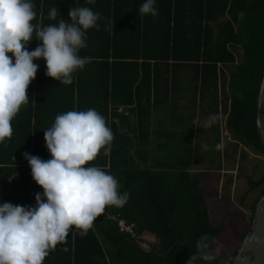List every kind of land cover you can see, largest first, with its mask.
I'll return each instance as SVG.
<instances>
[{"label": "trees", "instance_id": "1", "mask_svg": "<svg viewBox=\"0 0 264 264\" xmlns=\"http://www.w3.org/2000/svg\"><path fill=\"white\" fill-rule=\"evenodd\" d=\"M135 1H103L106 2L103 7L113 8L112 13L120 20L117 28L121 27L122 39L128 37L130 42L124 47L130 45L132 56L115 53L109 63L105 58L104 62L99 60L103 57L99 49L95 53L81 49V56L91 57V62L74 74L73 81L88 77L90 89L82 95L74 92L72 84L62 92L67 84L45 74L43 58L34 60L39 67L26 90L29 102L13 119L11 138L0 143V200L34 206L35 195L42 193L43 188L32 178L23 154L49 159L44 130L52 125L56 115L95 108L105 116L114 140L108 155L101 150L89 164L114 175L119 191H127L129 199L122 207L108 206L86 235H79V230L70 231L66 243L58 244L43 264H185L194 253L198 256L196 264H231L232 259L226 263L220 254L208 262L203 260L204 255H210L224 226L222 221L217 225L210 221L205 194L211 193L200 186L205 171L190 170L192 130L184 147L169 150L170 157L162 155L165 151L162 149L156 150L157 154L150 153L145 147L151 134L149 108L160 110L164 105L175 110L174 102H167L181 89L188 94L184 111L188 117H194L195 103L208 99L211 90L216 103L220 68L235 61L234 48L239 46L241 61L231 73L230 100L228 110L224 109L225 128L232 133L235 147L243 144L264 154L256 122L264 70V0H156L159 12L156 17L141 14L139 9L144 0ZM35 3L37 18L33 23L47 26L58 23L60 18L70 19L71 7L86 6L101 13L102 1L87 4L86 0H35ZM54 6L58 14L52 20L49 12ZM141 29L144 38L139 35ZM95 30L99 32V28ZM40 43L33 38L26 47L31 51ZM116 78L122 81L119 94L113 91ZM120 105L128 107V111H118ZM133 115L137 132L129 128ZM248 181L249 189L260 187L264 192V172L257 179L249 177ZM119 220L131 225V231L121 229ZM143 232L154 234L158 244L148 249L142 247L137 237ZM203 235L209 236L207 247L197 249Z\"/></svg>", "mask_w": 264, "mask_h": 264}, {"label": "clouds", "instance_id": "2", "mask_svg": "<svg viewBox=\"0 0 264 264\" xmlns=\"http://www.w3.org/2000/svg\"><path fill=\"white\" fill-rule=\"evenodd\" d=\"M86 3L94 4L95 0ZM155 5L156 0H144L139 11L156 17L159 12ZM57 14L54 6L49 18L55 20ZM68 15V20L60 18L56 24L43 26L33 23L37 18L35 0H0V143L11 138L12 121L29 102L26 90L39 67L35 59L43 58L45 74L67 85L91 62V57L79 53L87 47V31L100 27L102 14L82 6L71 7ZM33 38L41 43L29 51L26 46ZM220 118L218 113H210L202 127L210 128ZM44 140L49 159L23 154L32 178L43 188L35 195V205L0 200V264H43L58 244L66 243L70 231L86 235L108 206L122 207L129 199L127 191H119L114 175L89 164L101 150L108 155L114 140L105 116L98 110L57 114L44 130ZM202 147L207 151L209 146ZM223 148L222 141L215 144L216 150ZM208 239L203 235L197 249L206 248ZM197 258L194 253L185 264H196Z\"/></svg>", "mask_w": 264, "mask_h": 264}, {"label": "rangeland", "instance_id": "3", "mask_svg": "<svg viewBox=\"0 0 264 264\" xmlns=\"http://www.w3.org/2000/svg\"><path fill=\"white\" fill-rule=\"evenodd\" d=\"M235 61L226 67H221L216 85V103L212 99V90L206 100L199 99L195 103L194 117L189 116L187 127L179 139L192 135V162L191 171H205L200 179V186L211 194H205L210 221L217 225L223 222L224 229L215 240L210 255H204L203 260L208 262L213 256L220 254L226 263L234 259L233 250L239 249L244 237L252 227L255 205L263 192L260 187L249 189L248 178L257 179L264 172V154L252 151L250 148L238 144L232 133L225 128L230 93L232 87L231 73L236 70V63L241 61L242 49L234 48ZM215 97V96H214ZM217 113L220 120L210 128H203L202 123L210 113ZM191 128V129H190ZM190 133V134H189ZM224 143L222 150H216L215 144ZM208 145L205 151L202 145ZM242 233H246L244 237ZM142 247L158 244L159 239L152 233L143 232L137 237ZM237 249V251H238ZM210 258H205V257Z\"/></svg>", "mask_w": 264, "mask_h": 264}, {"label": "crops", "instance_id": "4", "mask_svg": "<svg viewBox=\"0 0 264 264\" xmlns=\"http://www.w3.org/2000/svg\"><path fill=\"white\" fill-rule=\"evenodd\" d=\"M102 4L99 6V11L102 14V19L99 22V32L95 30L96 28H91L87 31V47L83 48L82 50L85 52H94L96 51V48L99 49L101 53H103L100 56L99 60H108L109 63L114 59L113 55L115 53H123L127 54V56H132L130 53H132V48L130 45L124 47V44H128L130 41L127 40V38L124 40L122 39V36L120 35L121 27L117 28V24L120 20L115 16V13L112 9H108L107 7H103L108 0H105L106 2H103L104 0H101ZM132 2H136L135 0H131ZM119 10H121V7H119ZM142 38H144V30H140V34ZM142 52L141 50H139ZM133 57H128V59ZM142 59V58H140ZM104 62V61H103ZM104 65V64H103ZM88 77H84L82 81L78 79V81H73L72 86L74 89V92L77 90L82 93H85L88 89H90V84L87 83ZM184 81V80H183ZM187 79L183 82L186 84ZM121 79L116 78L113 81V91L116 92V94L120 93V91L123 89L121 86ZM111 81L108 83V90L111 91L110 87ZM135 83L132 85V89H134L135 92ZM164 84V82H162ZM138 86V85H137ZM68 88V85L62 88V92H64ZM103 89L105 91V87L103 86ZM139 92V89H138ZM145 93V92H144ZM75 94V93H74ZM187 91L184 89H181V91H178L177 94L170 98L167 102V104H170V102H174L175 110L173 108L166 109L163 105V108L160 110L154 108L153 106L149 108L150 117H149V131L151 134H149L147 145L145 146L147 149L150 150V153L157 154L156 150L162 149L165 150L162 155H164L166 158L171 154L169 153V150L174 149H180L184 147V145L187 143L188 138V131L186 130L187 137L184 139H179V134L183 135L184 127L186 125L187 127V120L185 117H188L186 113L184 114L185 108L188 104V98H187ZM144 98V97H143ZM126 108V111L123 109ZM118 111L120 112H127L128 107H123V105H120L118 108ZM116 120V119H115ZM117 121L118 128L120 127L119 121ZM183 125V126H182ZM132 128L137 132L136 129V116L133 115L131 117V122L129 128ZM127 128V127H126ZM125 129V128H124ZM123 129V130H124ZM121 129V131H123ZM193 141V140H192ZM161 155V154H159ZM150 160L147 159V163H149Z\"/></svg>", "mask_w": 264, "mask_h": 264}, {"label": "water", "instance_id": "5", "mask_svg": "<svg viewBox=\"0 0 264 264\" xmlns=\"http://www.w3.org/2000/svg\"><path fill=\"white\" fill-rule=\"evenodd\" d=\"M123 110L126 111V108ZM256 122L264 144V70L257 99ZM231 264H264V192L255 205L251 230L244 237Z\"/></svg>", "mask_w": 264, "mask_h": 264}, {"label": "built area", "instance_id": "6", "mask_svg": "<svg viewBox=\"0 0 264 264\" xmlns=\"http://www.w3.org/2000/svg\"><path fill=\"white\" fill-rule=\"evenodd\" d=\"M118 224L121 229L131 231V225H125L123 220H119Z\"/></svg>", "mask_w": 264, "mask_h": 264}]
</instances>
